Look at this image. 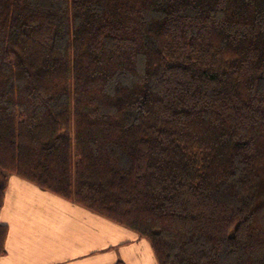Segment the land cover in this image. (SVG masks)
I'll return each instance as SVG.
<instances>
[{"label":"trees","instance_id":"1","mask_svg":"<svg viewBox=\"0 0 264 264\" xmlns=\"http://www.w3.org/2000/svg\"><path fill=\"white\" fill-rule=\"evenodd\" d=\"M13 175L159 264H264V0H0Z\"/></svg>","mask_w":264,"mask_h":264},{"label":"crops","instance_id":"2","mask_svg":"<svg viewBox=\"0 0 264 264\" xmlns=\"http://www.w3.org/2000/svg\"><path fill=\"white\" fill-rule=\"evenodd\" d=\"M0 223L7 228L0 264H159L137 232L15 175Z\"/></svg>","mask_w":264,"mask_h":264}]
</instances>
